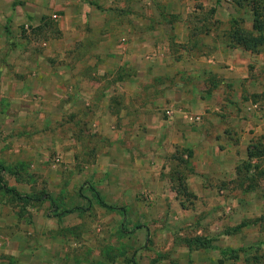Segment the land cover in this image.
<instances>
[{
    "label": "crops",
    "instance_id": "0c3cea01",
    "mask_svg": "<svg viewBox=\"0 0 264 264\" xmlns=\"http://www.w3.org/2000/svg\"><path fill=\"white\" fill-rule=\"evenodd\" d=\"M190 2L0 0V241L19 243L16 228L25 223L20 212L28 205L23 208L20 201L19 209H13L11 195L40 194L49 176V150L58 161L74 162L81 148H89L92 132L105 143L88 183L98 182L101 194L116 198L139 191L173 195L170 209L181 213L198 211L199 196L213 191L202 184L203 176L230 180L237 162L247 158L248 145L260 138L264 143V112L240 111L231 103L226 111L212 107L214 98L225 95L221 86L232 89L231 99L246 98L249 56L240 47L208 43L205 32L197 39L192 32L199 17L190 14ZM179 69L189 74L190 91ZM145 76L155 92L171 101L164 109L171 115L163 127V146L154 135L143 145L141 130L129 118L137 106L133 99L119 105L125 85L137 92ZM210 79V87L199 86V80ZM194 113L200 114L198 134L184 127ZM172 147L178 155L185 148L192 151L188 161L194 172L185 180L197 197L193 210L179 202L177 191L175 196L160 179V169L147 162L149 156L160 162ZM174 157L164 159L166 168L169 162L175 167ZM260 200L264 213V197ZM244 216L252 218V209ZM16 250L21 249L5 255Z\"/></svg>",
    "mask_w": 264,
    "mask_h": 264
},
{
    "label": "rangeland",
    "instance_id": "374dc122",
    "mask_svg": "<svg viewBox=\"0 0 264 264\" xmlns=\"http://www.w3.org/2000/svg\"><path fill=\"white\" fill-rule=\"evenodd\" d=\"M190 4V14L199 17L194 28L198 27L199 33L208 29L205 32L210 36L208 43L218 42L225 46L222 31L229 26L232 18H243L246 28L250 29L252 26V15L245 2L244 6L237 5L234 0H220L218 5H215V0H192ZM212 7H215L213 12ZM199 33L194 35L197 39ZM246 54L249 56V84L243 94L246 100L242 97L237 101L231 99L232 89L221 86L225 95L220 99L214 98L212 107L216 105L226 111L231 103V108L240 111L253 114L264 112V46L259 52L246 51ZM179 70L184 77L182 85L190 91L192 83L189 74L187 71L183 72V69ZM211 80V83L199 80V86L210 87L213 84ZM148 83L150 81L146 77L137 92L132 91L129 84L125 85V94L119 105L126 106L133 99L137 106L133 107L136 110L129 118L141 130L143 145L147 146L150 140L147 137L154 135L161 139L160 145L163 146V127L169 119L164 109L171 101L168 96L155 92V87ZM220 84L223 85H218ZM250 105L252 108L247 109ZM220 113L223 114L221 111ZM194 115L200 117L199 113ZM199 121L200 118L197 121L189 120L184 123V127L192 131V134H198L199 129L195 126ZM116 123L117 120L110 125ZM222 126L217 128L220 130ZM95 133H91L89 148H81L74 162L58 161L59 158L49 150V162H45L49 168V176L44 177L40 194H28L25 199L11 195L13 209H19L20 201L21 207L24 208L26 204L28 209L20 212L25 223L19 229L16 228L17 231L20 230V242L10 243L7 239L0 241V264H4V259L8 260L7 264H264V220L250 228L248 226L231 233L226 232L227 228L240 223L250 209L252 219L264 215L260 212V199L264 197V149L258 160L251 159L253 164L258 163V167H253L246 174L248 179L236 178V167L230 180L215 179L210 174L203 176L202 184L206 188H213V191L199 196L198 211L193 210L197 198L195 194L182 199L178 196L184 207L193 210L181 213L179 209L176 212L170 209L173 195L157 197L139 191L135 195L116 198L112 194H101V190L95 186L98 182L94 181V185L88 183L93 181L90 173L96 153L104 148L105 143L100 142ZM256 142L264 146L261 138L252 143ZM175 148L172 147V153L169 152L172 156L178 155ZM162 156L160 162L154 156H149L147 162L160 169V179L176 196V186L181 180L171 179L169 172L174 171V162H169L166 168L164 159H169L170 156L166 152ZM243 159L245 158H241L237 165ZM184 172L183 179L187 185L185 177L191 173L186 170ZM249 175L254 177L249 179ZM16 229L5 230L12 232ZM197 234L213 237L216 247L232 251L221 253L218 248L188 249L182 237ZM171 236L172 241H169ZM177 237L181 241H175ZM13 248L21 250L5 255Z\"/></svg>",
    "mask_w": 264,
    "mask_h": 264
},
{
    "label": "trees",
    "instance_id": "16d2710c",
    "mask_svg": "<svg viewBox=\"0 0 264 264\" xmlns=\"http://www.w3.org/2000/svg\"><path fill=\"white\" fill-rule=\"evenodd\" d=\"M234 2L238 5L241 4V6L245 5L248 6V10L250 11L252 15V26L251 28H246L243 25L244 19L243 18H232L230 21V24L228 27L223 29L222 36L225 38V43L227 46L231 48L240 47L244 49L245 51L250 52H259L261 48L264 46V0H234ZM220 3V0H215V5H218ZM215 10V7H212L211 12ZM205 25V24H204ZM203 25V26H204ZM205 27V26H204ZM199 28L195 27L193 29V35H197L199 32L197 31ZM205 29V28H204ZM203 29V30H204ZM201 31V30H200ZM208 31L206 28L204 32ZM196 42V40H195ZM260 142H256L250 146L247 147V158L243 159L241 164L236 166L237 172H236V178L238 179L240 177L241 180L248 179L247 173L251 171L253 167L257 168L258 163L253 164L251 162V159L256 158L257 160L262 155V149H264V146H260ZM184 152L181 155H177L174 158H176V164L173 168V175L171 176L173 180L179 181L181 180V183L176 186L177 194L182 199L186 196H195L193 193L189 192L187 189V185L184 181L183 174L185 175L184 170H186L189 173H193V168L189 165V158L192 155L191 149L185 148L183 150ZM264 173V171H262ZM246 176V177H245ZM249 179H252L254 176L249 175ZM184 182V183H183ZM13 191V189H10V191ZM21 198V197H20ZM99 201L102 203L101 199ZM110 207L109 205H106ZM112 208V207H111ZM264 220V215L255 217V218H244L240 223L237 225H234L232 227L227 228L226 232L231 233L236 231L237 229H240L242 227H245L249 224H256L258 221L261 222ZM182 240L184 241L185 245L188 249H209V248H218L216 247L213 237H206L204 235H195L192 237H182ZM264 244V241L262 242ZM221 253H226L229 251H232V249H223L218 248Z\"/></svg>",
    "mask_w": 264,
    "mask_h": 264
},
{
    "label": "built area",
    "instance_id": "2783aa9c",
    "mask_svg": "<svg viewBox=\"0 0 264 264\" xmlns=\"http://www.w3.org/2000/svg\"><path fill=\"white\" fill-rule=\"evenodd\" d=\"M165 112H166L168 115H171V111H170V109H167ZM190 119L193 120V121H197V120H199V116H197V115H193Z\"/></svg>",
    "mask_w": 264,
    "mask_h": 264
}]
</instances>
